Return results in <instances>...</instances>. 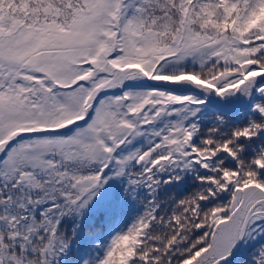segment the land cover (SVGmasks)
<instances>
[{
    "label": "snow or ice",
    "instance_id": "6c2138e0",
    "mask_svg": "<svg viewBox=\"0 0 264 264\" xmlns=\"http://www.w3.org/2000/svg\"><path fill=\"white\" fill-rule=\"evenodd\" d=\"M0 264H264V0H0Z\"/></svg>",
    "mask_w": 264,
    "mask_h": 264
}]
</instances>
